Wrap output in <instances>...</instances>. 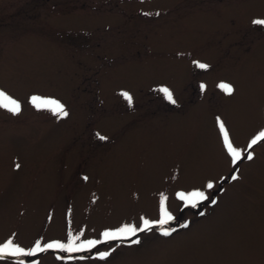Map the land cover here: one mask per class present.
Wrapping results in <instances>:
<instances>
[{"label": "rangeland", "instance_id": "obj_1", "mask_svg": "<svg viewBox=\"0 0 264 264\" xmlns=\"http://www.w3.org/2000/svg\"><path fill=\"white\" fill-rule=\"evenodd\" d=\"M254 19L264 0H0V91L21 105L0 107V245L99 241L0 264H264V141L249 146L264 132ZM219 121L244 154L236 164ZM195 190L209 200L177 196ZM164 197L168 225L104 239L160 219Z\"/></svg>", "mask_w": 264, "mask_h": 264}, {"label": "snow or ice", "instance_id": "obj_2", "mask_svg": "<svg viewBox=\"0 0 264 264\" xmlns=\"http://www.w3.org/2000/svg\"><path fill=\"white\" fill-rule=\"evenodd\" d=\"M254 25L258 26H264V19H254L252 21ZM196 66L200 69H207L209 68L208 64L200 63L197 61H194ZM201 89L203 90L206 85L201 84ZM221 90H223L225 93L231 95L234 93V87L231 84L228 83H220L217 86ZM161 92L164 93L165 97L172 102L173 104L176 103V101L173 99V93L170 89L167 87L161 88ZM123 97L129 102H132V96L128 92L122 93ZM0 98L4 101L3 103H0V107L6 108L8 111L12 112L13 114H17L21 110V105L17 100L12 99L10 96H7L6 93L3 91H0ZM32 103L37 108H46L50 111H52L54 114H57L60 117H67L68 112L65 110V106L59 102L58 100L54 99H45L39 96H33L31 98ZM219 127L222 130L224 134V143L227 149L228 154L231 156L233 164H236L241 159L244 158V154L238 150L236 147H234L233 142L229 139L228 132L225 130V125L222 121H219ZM101 139H105L104 137H101ZM264 141V132H260L258 136H256L249 145L250 147L252 145H256L258 142ZM247 159L251 160L253 159V156L251 153L247 155ZM17 168L20 167L19 164L16 165ZM233 180L237 179V176L233 175ZM214 184L213 182L209 181L206 184L207 189H213ZM178 198L185 202L186 206H191L193 208L197 207V205L200 202L208 201L209 196L206 195L205 191L202 190H195L191 192H179L177 193ZM167 200V197H164V200L161 202V216L160 219L157 221H151L149 219H143L142 220V227H137L136 225H124L119 229H116L114 231H105L102 235L105 240H114L118 238H129L132 236H136L139 232L144 231H151L154 225H160L165 226L168 225L171 221L175 219V217L172 215V213L168 210V207L165 204V201ZM213 204L216 203V200L211 201ZM201 215H204L203 212L200 213ZM181 227L187 228L188 223H185L181 225ZM175 231V229H169V228H163L162 235L164 236H171L172 233ZM78 239V237L73 238V242L65 245L59 241L51 242L45 244L43 247H41L40 243H37L35 247L28 252H25L23 248H21L18 245H15L12 240H9L7 243L0 245V257H2L5 254H11V255H35L37 252H44L48 249H61L68 252H75V251H81L83 248L87 247L91 249L92 247L96 246L99 241L97 240H88L83 245H76L75 240ZM133 243H139V240H133ZM101 258L106 257L109 255V253H101Z\"/></svg>", "mask_w": 264, "mask_h": 264}]
</instances>
